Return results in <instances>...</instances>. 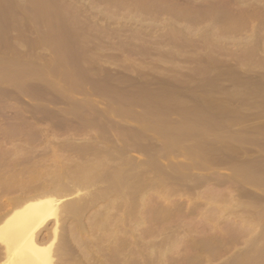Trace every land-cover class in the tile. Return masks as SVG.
<instances>
[{"label": "rangeland", "instance_id": "obj_1", "mask_svg": "<svg viewBox=\"0 0 264 264\" xmlns=\"http://www.w3.org/2000/svg\"><path fill=\"white\" fill-rule=\"evenodd\" d=\"M108 137L157 167L154 264H264V0H0V178L44 182Z\"/></svg>", "mask_w": 264, "mask_h": 264}, {"label": "bare ground", "instance_id": "obj_2", "mask_svg": "<svg viewBox=\"0 0 264 264\" xmlns=\"http://www.w3.org/2000/svg\"><path fill=\"white\" fill-rule=\"evenodd\" d=\"M139 10L140 9H138V12ZM35 93L37 92L35 91ZM106 110L109 111L108 109ZM47 115L49 114L47 113ZM90 116H88L90 119L94 118ZM94 120L96 119L94 118ZM114 124L116 125V123ZM98 127H100V125ZM128 134H130V132ZM46 136L51 138V135ZM46 136L42 137V139ZM58 136L55 135V138L57 139ZM132 136L134 135L132 134ZM190 136H192L191 133ZM32 137L33 142L35 136ZM134 137L131 138L132 140L130 144L124 143L126 144L125 146L123 145L122 147H119L117 146L118 144L114 142L120 141L121 139H118V137H114L113 135L114 142L111 141V138L109 137L108 141L105 139V141L108 142L104 143L106 144V148H94L91 146L87 148L85 146V149L84 147L81 149L78 148L80 153H75V151H77L75 147L70 149V147L66 144L69 147V152L71 154H81L79 155V158H86L87 160H82L85 163L81 162L82 164H78V162H80L81 160L79 159L78 161L76 158L75 160H77L78 162H73L75 160L71 162L72 158H74L72 157L70 158L72 166L74 163H76L73 167H71V164H69L68 168L59 170L58 168L61 165H58L57 167H54V173L58 170L59 171L56 172L55 175L53 174V176L50 177L49 180L45 179V181L41 183H36L35 181H33V178L32 181L30 179V181L26 180L27 182H14V180H9V178L7 179L5 176L3 178L5 179L4 181L2 178H0V185H2L0 186L2 187L0 194V264H139V259L141 257V259H144V261L140 264H154V261L151 257L156 254L153 253V247L155 245L152 243V246L150 243L152 241L148 240L149 237H152V233L150 235L146 233L147 235H149L146 241L145 232H147V229L151 228V223L156 219L154 218V220L152 221L153 218L150 217H152L153 214V217H155L158 213L162 214L160 216H164L163 213L165 212L160 213L162 210H159L160 212L155 214L151 213V211L148 209L147 211L149 212L146 213H148L149 215L151 214L150 217L145 213L147 215L145 219L148 218V220L142 219V216L144 214H141V211H146V208L144 210H141L142 208H144L145 204H143L142 202L141 205L140 201L138 202V193L143 191V194H148V192L145 191H150L151 189L155 191L156 185H153L154 180L149 177V175L157 167L153 164L154 162L152 163L153 159L150 160L149 157L148 159L146 158L147 160H145L141 164L136 163L137 160L134 159L137 158H135L134 156L133 158L131 152H135L140 148L138 147V149H136V138ZM92 138H94V136L90 137L89 139L91 140ZM71 139L72 137L70 138V140ZM103 139L104 138H102L101 140L102 142ZM48 140L49 139L44 141H46L47 143ZM63 142L61 144H63ZM55 143H53V146L57 147H52V142L49 141L48 148H46V146V149H44V146H42L44 150H42L41 152L45 151L46 155L49 157L50 155L48 154L52 152L54 153V151L57 149L59 151H64L67 149V146L56 145ZM69 144L72 145L71 143ZM40 149L41 148H39L38 151ZM48 149H50L51 151H47ZM73 149L74 151H71ZM147 149L149 150V148ZM62 151L59 154L64 153ZM35 154L37 153H34V155ZM54 154L57 155L58 152H55ZM38 155H40L39 158H43L41 154L38 153ZM52 155L53 154H51V156ZM64 157H68V155ZM15 175L17 176L18 174ZM38 178L39 177L37 176V178L35 179ZM11 181H13L14 183ZM167 181L164 182L165 184L161 185L163 188L167 186ZM170 182L169 184H172ZM15 183L18 184L16 185ZM17 189H20V194L21 192L22 194L18 197H9V199H7V196L12 194L9 193L8 190L14 191ZM172 189L173 187L171 189H168V191L170 190V192H172ZM164 192L167 194V191ZM165 193L163 195H165ZM5 194L6 196L4 198H6V201H2ZM145 200L148 201V199ZM226 200L228 201V199ZM231 200L233 199H230V201ZM212 203L213 202H210V204ZM228 203L230 205V202ZM138 205L140 206L139 212ZM147 206L150 207V205L148 204ZM234 209H236V207L233 208V210ZM233 210L231 211L233 212ZM238 210L240 211L241 209L239 208ZM231 211H228V213ZM165 215L167 214L165 213ZM160 216L157 215V217ZM164 218H166V216H164ZM141 220H144L143 224L141 223ZM228 220L230 219L228 218ZM145 222H148L150 225H148V223L145 224ZM141 225H147L145 226V231L142 232V234L145 235L143 236L145 238V241L142 239L141 234H137L138 228H140ZM152 230L153 229H150L148 231ZM139 235H141V238H139ZM138 239H142L143 242H145L142 244L143 247L140 246L142 240L139 241ZM154 248L157 249V247ZM152 254L153 256H151ZM150 259H152V263L150 262Z\"/></svg>", "mask_w": 264, "mask_h": 264}]
</instances>
